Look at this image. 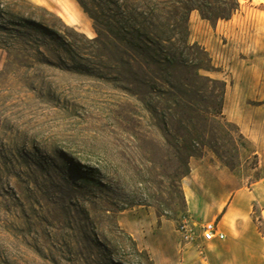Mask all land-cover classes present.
<instances>
[{
    "label": "rangeland",
    "instance_id": "obj_1",
    "mask_svg": "<svg viewBox=\"0 0 264 264\" xmlns=\"http://www.w3.org/2000/svg\"><path fill=\"white\" fill-rule=\"evenodd\" d=\"M82 1L96 22L77 0H0V264H182L176 166L109 58L107 0ZM239 3L229 20L193 12L190 42L209 54L214 70L201 75L216 81L210 92L226 85L241 126L228 121L246 139L228 169L255 181L264 144L248 137L264 138V0Z\"/></svg>",
    "mask_w": 264,
    "mask_h": 264
},
{
    "label": "trees",
    "instance_id": "obj_2",
    "mask_svg": "<svg viewBox=\"0 0 264 264\" xmlns=\"http://www.w3.org/2000/svg\"><path fill=\"white\" fill-rule=\"evenodd\" d=\"M77 2L96 22L87 5ZM121 2L107 0V52L121 66L128 94L143 96L167 145L165 160L176 166L174 177L181 184L191 173V159L202 158L207 149L232 169L238 140L246 139L224 115L226 85L215 94L207 82L216 81L201 75L212 72L213 64L203 47L191 44L189 22L195 11L210 22L229 20L239 11V0ZM178 194L188 214L182 187Z\"/></svg>",
    "mask_w": 264,
    "mask_h": 264
},
{
    "label": "crops",
    "instance_id": "obj_3",
    "mask_svg": "<svg viewBox=\"0 0 264 264\" xmlns=\"http://www.w3.org/2000/svg\"><path fill=\"white\" fill-rule=\"evenodd\" d=\"M63 16V15H61ZM224 115L237 123L227 112ZM244 103L243 97L233 98ZM241 126V125H240ZM260 149L264 138L249 136ZM191 173L182 180L186 212L199 224L216 222L225 240L205 239L183 244L182 264H264V236L257 221L264 224V176L250 181L224 167L210 153L190 161Z\"/></svg>",
    "mask_w": 264,
    "mask_h": 264
},
{
    "label": "built area",
    "instance_id": "obj_4",
    "mask_svg": "<svg viewBox=\"0 0 264 264\" xmlns=\"http://www.w3.org/2000/svg\"><path fill=\"white\" fill-rule=\"evenodd\" d=\"M178 233L185 244L195 242L200 235L209 241L225 240V235L219 230L216 222L199 225L189 214H185L180 220Z\"/></svg>",
    "mask_w": 264,
    "mask_h": 264
},
{
    "label": "bare ground",
    "instance_id": "obj_5",
    "mask_svg": "<svg viewBox=\"0 0 264 264\" xmlns=\"http://www.w3.org/2000/svg\"><path fill=\"white\" fill-rule=\"evenodd\" d=\"M61 18H63L64 20H66V18L64 16H60Z\"/></svg>",
    "mask_w": 264,
    "mask_h": 264
}]
</instances>
